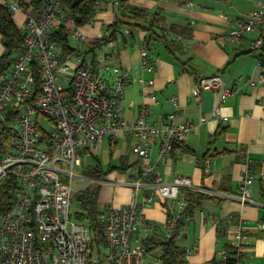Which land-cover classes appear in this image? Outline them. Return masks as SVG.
I'll use <instances>...</instances> for the list:
<instances>
[{"label": "built area", "instance_id": "built-area-1", "mask_svg": "<svg viewBox=\"0 0 264 264\" xmlns=\"http://www.w3.org/2000/svg\"><path fill=\"white\" fill-rule=\"evenodd\" d=\"M0 4L8 6L13 16L23 15L25 32L23 49L13 66L0 76V192L4 186L9 190L6 207L0 213V264H159L149 258L140 234L150 233L155 226L145 218L144 210L155 198L168 202L166 212L170 217L163 226L167 236H174L177 216L186 209L185 189L194 185L181 173L165 180L156 167H175L176 152L197 124L177 121L176 113L151 121L147 107L140 110L135 122H128L123 117V99L132 75L115 60L116 37L108 30L102 36L88 35L64 13L61 0H43L38 11L24 0H0ZM112 4L119 6L120 0H112ZM235 23L228 36L231 40L258 31L252 43L260 51L257 64L261 66L264 0L239 15ZM61 28L75 41L71 43L76 48L73 52H65L54 43L53 35ZM123 32L131 34L130 28ZM96 38L102 41L98 43ZM175 38L179 41L182 37ZM146 44L144 37V51ZM142 61L148 71L155 69L146 53ZM222 84L219 74L203 77L194 94L219 90ZM236 91L226 88L225 95ZM219 113L216 109L213 116ZM105 138L112 143L131 141L140 168L129 172L123 182L132 189L131 200L119 206L105 205L99 212L104 232L98 242L87 226L72 218L71 205L90 184L109 183L107 179L75 174L77 167L86 171ZM241 154L246 166L239 192L224 196L232 195L246 204L253 200L251 186L256 171L248 150ZM75 178L89 182L77 189ZM260 180L264 190L263 175ZM216 225L230 238L219 250V258L235 257L234 264H245L250 243L241 217L237 216L235 222L232 217H219ZM259 227L264 229V222ZM197 250L196 244L187 252Z\"/></svg>", "mask_w": 264, "mask_h": 264}, {"label": "crops", "instance_id": "crops-1", "mask_svg": "<svg viewBox=\"0 0 264 264\" xmlns=\"http://www.w3.org/2000/svg\"><path fill=\"white\" fill-rule=\"evenodd\" d=\"M128 2L153 17L160 32L175 30L182 37L177 44L153 40L151 48L144 51L142 38L146 33L142 27L134 26L128 42L118 44L115 60L132 75L123 99V117L128 122H135L140 110L147 107L151 121L176 113L177 121L197 124L182 149L176 152L175 167L164 164L156 167L165 180H172L176 173L189 176L194 188L185 191H201L203 188L213 195L204 202L201 210L191 215V219H186L182 230L185 245L187 249L191 245L199 246V250L187 253L188 263L211 264L214 258L221 260L219 250L230 238L224 230H218L216 219L232 217L235 222L239 216L250 243L245 264H264V229L259 227V223L264 222V190L260 180L264 176V61L261 66L257 64L260 51L252 43L258 31L247 33L238 40L228 37L236 25L235 19L249 11L243 13L233 8L235 3L240 4L239 0ZM260 2L262 0L253 8ZM117 11L112 0H103L96 19L99 28L112 23ZM17 15L19 22L15 16L14 21L22 27L23 15ZM183 30H186L184 34ZM84 31L91 36L100 34L91 26ZM4 51L0 34V55ZM144 53L149 60L153 58V71L143 65ZM216 74L223 79L222 87L203 90L196 96L194 88L198 81ZM226 88H236L237 91L225 95ZM173 97L177 100L174 101ZM216 109L220 112L217 117L213 116ZM202 117H205L204 121H201ZM244 149L253 160L256 177L251 186L252 202L241 204L231 196L238 194L242 182L246 166L241 154ZM116 152L119 153L116 156L118 161L126 153ZM136 171L135 167L130 173ZM108 177L109 183L103 186L99 196L101 209L108 204H127L132 197V189L123 184L129 178L128 173L113 172ZM211 192H217L219 196ZM229 194L232 195L224 196ZM165 203V200L155 198L145 208V218L154 225H162L168 216Z\"/></svg>", "mask_w": 264, "mask_h": 264}, {"label": "trees", "instance_id": "trees-1", "mask_svg": "<svg viewBox=\"0 0 264 264\" xmlns=\"http://www.w3.org/2000/svg\"><path fill=\"white\" fill-rule=\"evenodd\" d=\"M24 1L33 7L35 11H38L43 4V0ZM61 2L64 13L71 16L75 25L85 30V28H88L96 21L103 0H61ZM116 7L118 11L115 20L110 24H106L104 30L111 31L112 37H116L117 46L123 42V44L128 42L127 39L133 36L132 32L130 35H127L123 30L126 28H130L131 30L134 26L142 27L145 31L147 49L151 48L153 40L158 39L174 44L178 43V40L175 38L177 31L174 30L175 32L171 31L167 33L163 31L160 32L156 29L157 25H155V19L144 9L130 6L128 0H120V5ZM183 32H186V30H183L182 33ZM0 34L5 50L4 53L0 55L1 76L13 66L14 60L16 59L15 55L23 49L25 38L24 29L15 23L9 7L3 4H0ZM53 41L56 44L59 43L65 52L69 53L76 50V48L71 45L69 34L64 28L55 32ZM95 41L99 43L102 40L96 38ZM150 62H154L153 58L150 59ZM108 142L111 147L110 151L113 153L118 148L119 142L112 143L111 140H108ZM139 163V158L137 160L132 159L130 145V151L123 153L117 164H115L113 160H110L108 169L104 168L99 155L95 156L89 163L85 175L98 180L107 179L113 172L129 173L135 167L138 170L140 168ZM102 188L103 183L100 182L89 185L78 198H75L76 201L79 202L80 210L72 214V218H75L74 220L77 219V222L89 228L98 242L102 241L104 232V227L98 220V215L101 211L99 196ZM8 191V188L4 186L0 192V213L6 207L5 200L8 197ZM185 195L186 209L177 216L174 236H167L163 224H156L153 231L143 238V244L148 250L149 258L155 259L159 264H189L187 261V246L180 240L183 238V233L181 234V232L185 229L187 217L193 215L197 210H201L204 202L210 197H213V195L197 190L185 191ZM165 205L167 206L168 202H166ZM168 217H170V214H168ZM235 259V257H229L226 260L214 258L211 264H234Z\"/></svg>", "mask_w": 264, "mask_h": 264}, {"label": "rangeland", "instance_id": "rangeland-1", "mask_svg": "<svg viewBox=\"0 0 264 264\" xmlns=\"http://www.w3.org/2000/svg\"><path fill=\"white\" fill-rule=\"evenodd\" d=\"M259 1H261V0H239L240 4L235 3L233 5V8H236L237 11H241V12L245 13L247 11H250L253 8V5H255ZM14 16H15V19L19 22V19L17 18L18 15L16 14ZM97 22H99V21H95L90 26L93 27V28L98 29V31L100 32V34L102 36V35H104V31H105L104 27H100L99 28V23L96 24ZM100 34H97V35H100ZM71 43H75V41L71 39ZM16 56H17V54L15 55V58H16ZM46 128L50 129L51 125L49 123H47L46 124ZM130 145H131V141L121 140L119 142V144H118V148L113 153H111V151H110L111 147L109 146L108 139L105 138L104 141L102 142V145L100 146V151H99V158L102 160L104 168L108 169L110 160H113V162L115 164H117L118 163V158L116 156L119 153H117L116 151L117 150H119V151L121 150V153L122 152H129L130 151ZM132 159H138V157L135 154L132 153ZM75 174L78 175V176H87V175H85V172H83V170L78 168V167L75 169ZM112 175H113V173L110 174L109 176L111 177ZM107 179H109V177H107ZM87 182H89V180H81V179L75 178L74 187L77 188V189H82V188H84L86 186ZM103 186H107V183H105ZM78 197H79V194L76 195V198H78ZM79 210H80L79 202L76 201V199L74 197V199L72 200V205H71L72 214H75ZM140 234H141L142 237H145L147 235L144 231H141ZM181 234H182V232H181ZM180 240L185 244L183 238L180 239ZM152 260L154 262L158 263V261H156L155 259H152Z\"/></svg>", "mask_w": 264, "mask_h": 264}]
</instances>
